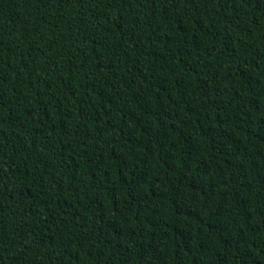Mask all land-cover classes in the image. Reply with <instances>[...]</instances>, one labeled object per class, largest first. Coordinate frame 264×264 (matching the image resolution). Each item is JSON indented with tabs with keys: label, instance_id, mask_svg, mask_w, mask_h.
<instances>
[{
	"label": "trees",
	"instance_id": "trees-1",
	"mask_svg": "<svg viewBox=\"0 0 264 264\" xmlns=\"http://www.w3.org/2000/svg\"><path fill=\"white\" fill-rule=\"evenodd\" d=\"M0 264H264V0H0Z\"/></svg>",
	"mask_w": 264,
	"mask_h": 264
}]
</instances>
